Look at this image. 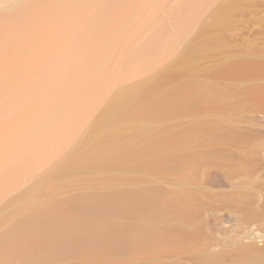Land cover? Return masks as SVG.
Masks as SVG:
<instances>
[{"label": "rangeland", "instance_id": "374dc122", "mask_svg": "<svg viewBox=\"0 0 264 264\" xmlns=\"http://www.w3.org/2000/svg\"><path fill=\"white\" fill-rule=\"evenodd\" d=\"M140 86L141 105L167 109L95 133L110 101ZM154 156L167 164L136 165ZM251 184H264V0H0V238L42 203L78 215L90 197ZM0 264L61 260L0 249Z\"/></svg>", "mask_w": 264, "mask_h": 264}, {"label": "bare ground", "instance_id": "6f19581e", "mask_svg": "<svg viewBox=\"0 0 264 264\" xmlns=\"http://www.w3.org/2000/svg\"><path fill=\"white\" fill-rule=\"evenodd\" d=\"M123 19H119L120 22H125ZM36 42L28 43L25 40L20 43L21 47L27 48L31 44L36 45ZM153 42L148 47L155 53L160 47L157 48V43ZM38 44L44 50L51 48L47 51L51 54L52 45L44 48L40 41ZM54 50L50 56L56 58V53L60 60L63 55ZM122 58L128 61L127 55ZM12 76L10 79H14ZM126 90L124 95L119 93L110 101L96 122L95 133L103 126L113 130L123 119L144 120L155 116L169 106V102L148 107L141 105L139 97L143 93V86ZM184 93L179 91L180 95ZM171 99L170 95V102ZM148 132L149 126L144 123L140 137L130 135L132 159H139L140 138ZM111 149L117 151L115 142ZM93 155L101 157L108 164L105 156L91 148L88 158ZM167 161L154 156V159L138 161L136 165L163 166ZM75 164L92 163L78 158ZM18 167L26 170L25 165ZM64 169L65 166L60 167L59 171ZM204 190L226 196L219 199L190 194ZM231 190L235 193L229 194ZM231 190L181 186L173 195L161 194L157 198L147 192H134L129 198L117 193L90 197L83 203L82 212L78 215H71L59 207L57 211L56 205L42 203L31 206L21 215L18 224L0 238V249L36 258L58 255L61 264H264V184L233 186ZM69 223L70 226L67 225ZM35 251L40 253L35 255Z\"/></svg>", "mask_w": 264, "mask_h": 264}]
</instances>
